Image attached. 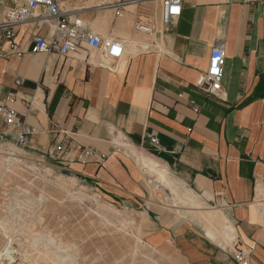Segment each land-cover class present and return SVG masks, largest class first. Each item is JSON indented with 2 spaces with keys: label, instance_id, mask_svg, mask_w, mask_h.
<instances>
[{
  "label": "crops",
  "instance_id": "0c3cea01",
  "mask_svg": "<svg viewBox=\"0 0 264 264\" xmlns=\"http://www.w3.org/2000/svg\"><path fill=\"white\" fill-rule=\"evenodd\" d=\"M14 1L27 3L0 0V24ZM58 3L62 19L120 42L122 58L112 69L85 44L67 56L35 52L34 39L55 30L38 9L17 29L15 51L0 40V107L19 125L0 114V144L17 145L21 126L35 129L24 149L32 158L142 219L145 243L180 264H239L237 249L264 264V0H182L170 26L163 0ZM218 44L222 89L208 93L198 84ZM63 141L70 152L50 158Z\"/></svg>",
  "mask_w": 264,
  "mask_h": 264
},
{
  "label": "rangeland",
  "instance_id": "374dc122",
  "mask_svg": "<svg viewBox=\"0 0 264 264\" xmlns=\"http://www.w3.org/2000/svg\"><path fill=\"white\" fill-rule=\"evenodd\" d=\"M0 158L16 163L0 171V264H180L145 243L142 219L51 162L17 145L0 144Z\"/></svg>",
  "mask_w": 264,
  "mask_h": 264
},
{
  "label": "built area",
  "instance_id": "2783aa9c",
  "mask_svg": "<svg viewBox=\"0 0 264 264\" xmlns=\"http://www.w3.org/2000/svg\"><path fill=\"white\" fill-rule=\"evenodd\" d=\"M42 8L47 20L54 25V34L51 40L42 37L34 39V51L38 53L56 52L62 56L75 53L82 45L102 51L104 53L106 66L114 68L123 55V46L118 41L102 40L99 36L93 34L86 24L80 20L70 23L62 19L59 9L58 0H27L25 5H20L18 1H14V6L5 12L4 21L0 24V40H7L11 49L15 51L17 29L29 23L34 17L35 12ZM121 7H117V16L121 17ZM182 12V0H163L162 22L166 26L172 25ZM137 31L149 33L151 30L145 26L137 25ZM225 60L224 47L218 44L212 51L209 62V69L206 75L200 80L199 86L208 93H219L222 89L223 81V65ZM19 83V82H18ZM0 114L4 117L8 126H18L16 115L5 108L0 107ZM36 131L32 128L20 127L17 138V146L25 149L32 143ZM152 144H158L157 138L151 139ZM71 150V144L68 142H60L54 146L48 156L50 158H58L65 156ZM77 150L82 151L81 147ZM235 260L239 264H249L246 252L236 250Z\"/></svg>",
  "mask_w": 264,
  "mask_h": 264
},
{
  "label": "bare ground",
  "instance_id": "6f19581e",
  "mask_svg": "<svg viewBox=\"0 0 264 264\" xmlns=\"http://www.w3.org/2000/svg\"><path fill=\"white\" fill-rule=\"evenodd\" d=\"M120 143V142H119ZM119 148V147H118ZM16 163H15V159H13V158H10L8 161H5L4 159H1L0 158V171H2L3 173H5V174H9V173H13V171H15L16 170V165H15ZM151 165H153V167H154V169L156 168L157 169V167H155L154 165V163H151ZM152 167V168H153ZM155 173H157L158 174V176H159V182H161V185L163 184V185H165L166 187H168L169 189H170V191L172 192V193H175V194H177V191H176V189H174V181L171 179V178H169L168 176H167V173H165V171L164 170H162V169H159L158 168V171H154ZM172 183H173V185H172ZM176 183V182H175ZM169 191V190H168ZM189 192V191H188ZM188 192H186L185 194L184 193H182V194H184L183 195V197H184V199L182 200V202H184V203H186V201L188 202V201H190L191 200V197H190V195H188ZM177 196H179V195H177ZM186 200V201H185ZM194 202H195V200H194ZM20 203V202H19ZM192 203V202H191ZM176 204V203H175ZM183 204V203H182ZM262 204H264V203H262ZM192 205V204H191ZM191 205H189V206H191ZM197 205V204H196ZM188 206V207H189ZM261 206V205H260ZM262 207V208H261ZM260 208L262 209V211H263V213H264V205L263 206H261ZM180 209V208H179ZM189 209V208H188ZM213 212V211H212ZM210 214V213H209ZM208 214V215H209ZM201 215V214H200ZM206 216V215H205ZM202 217H204V213H203V215H202ZM208 217V216H207ZM12 218L13 219H17L16 218V215L14 214V216L12 215ZM200 218V217H199ZM203 219V218H202ZM201 221V220H200ZM8 224V223H7ZM7 224H5V222L3 223V225L6 227L7 226ZM7 228V227H6ZM221 228V227H220ZM222 229V228H221ZM224 229V228H223ZM223 231V230H222ZM224 231H225V229H224ZM226 233H225V235H226V237H225V239H226V241H227V236H228V230L226 229V231H225ZM224 234V233H223ZM37 243V241H34L33 242V244H36ZM227 243H228V241H227ZM51 245H53V244H51ZM4 252H5V254L10 258V259H13L15 256V253L14 252H12V251H10V249L9 248H6L5 250H4Z\"/></svg>",
  "mask_w": 264,
  "mask_h": 264
}]
</instances>
